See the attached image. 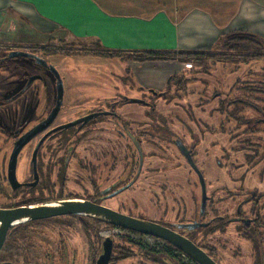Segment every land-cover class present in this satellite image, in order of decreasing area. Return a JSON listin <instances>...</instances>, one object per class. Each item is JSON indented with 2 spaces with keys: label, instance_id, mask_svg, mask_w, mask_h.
I'll return each instance as SVG.
<instances>
[{
  "label": "rangeland",
  "instance_id": "obj_1",
  "mask_svg": "<svg viewBox=\"0 0 264 264\" xmlns=\"http://www.w3.org/2000/svg\"><path fill=\"white\" fill-rule=\"evenodd\" d=\"M242 14L240 10L236 9L228 12L227 15L230 16L231 20L225 24L224 29H229V27L235 25L250 24L256 26L257 22H262L263 26L264 14L261 15L258 12V16L252 21H245ZM252 28L255 29V27ZM256 30L257 32H264L262 28ZM200 42H205L206 45L210 44L209 51L197 52L198 57H202L204 60H191L186 64L179 61L139 60L136 57L140 55L126 56L119 52H111V54L110 51H107V53L95 44L81 42L71 45L57 43L43 49L34 47L35 49L32 48L27 51H35L37 54L48 56L49 62L62 70L66 86H68L72 95L67 98V105H74L76 111L86 106L101 107L102 104L98 103L100 99L107 98L109 102H112L120 98L121 95L136 99L145 98L146 101L150 102L154 100L155 120L147 118L148 115H144V113H149L150 109L143 105L126 104L121 109L126 113H139L141 146L145 160L137 184L114 199L105 202L106 204L119 207V205L123 206V203H126L133 207L132 203L136 201V204L139 205L138 210L145 218L160 219L172 225L195 218L200 203V188L197 179L179 153L172 145H169L167 138L178 137L187 140L189 138L186 130L187 126L194 135L198 134V129L200 133L204 128L205 132L208 130L211 133L213 127H216V137L208 134L202 136L203 145L201 148L199 147L201 151L198 152L197 158H195V164L204 177L208 197L203 221L211 222L218 216L225 223L220 225V229H216V222H213L210 227L196 230L193 233L185 234V236L208 252L214 258V261H217V264H252L254 255L259 256L260 254L259 246L254 243L256 248L254 250L252 242L248 240V232L243 230L239 224L229 223L227 225L226 222L235 215L237 204L242 199L234 197L235 195L238 196L236 193L245 192L255 187L260 191L264 189V185L254 183L255 180L252 176L245 183L242 180V177L247 174L246 171L252 170L249 161L246 162L244 159L248 153L245 140L260 143V157L263 156L262 153L264 152V125L254 127L253 122L249 125L245 123L249 119L255 121L260 118V115L253 109L254 107L262 109L264 112V94L258 91L262 88H258L259 85H257V82L264 81V60L245 64L233 63L232 56L234 54L232 55L229 47L225 48L224 46H220L219 53H216V58H219L221 63H216L211 59L205 60L216 51V43H213L212 37L210 38L208 34H204ZM224 60H228L230 63L225 64ZM5 66L6 64H1L0 69L5 70ZM188 70H194V79L210 82V88L215 86L214 81H216V94L220 90H229L230 87H233L231 85L234 81H238L236 85L234 84L236 88L250 86L254 84L253 82H255L256 88L252 91L251 87L247 91H233L229 97L222 95L217 98L216 117L212 112L214 103L207 98L213 93L209 91L204 95L199 83H189L188 91L203 94L204 98H200V100L198 97L193 96L191 100L188 99L189 102H185L183 99L184 92H176L174 88L172 93L174 99L170 97L151 99L149 97V91L154 93L165 92L169 82H172L173 86L174 82L180 80ZM173 76L175 77L173 78ZM240 98L244 99L249 105L246 107L224 105L227 107V112L220 113L217 111L221 100H225L227 103L232 99ZM188 103L192 105L189 106L192 107L189 110L194 113L189 120L184 113ZM102 109L109 110L105 105ZM228 113L229 116L227 117ZM198 121L201 122L202 126L198 125ZM202 121L205 122V125L202 124ZM149 122L150 124L153 123L151 128L155 129V136L152 135V132L150 133ZM249 129L258 130L252 131ZM236 134L240 136L237 140L235 139ZM91 137L93 142L89 141L90 138L88 137L77 149V166L78 163L84 164L86 161L87 145L92 143V151L100 154V148H103L109 140L108 143L111 144L113 150H108V167L115 164L114 173L111 174L112 179L108 183L110 185L111 181L117 178L122 169L126 167L128 163L126 158L129 152L126 151V147L123 150H118L116 147L118 142H116L115 136L111 134L102 132L92 134ZM196 138L197 136H195ZM214 141H216L215 147L213 146ZM261 170L262 168L258 169L253 175H260ZM78 173L75 178L71 176L68 191L82 196L85 195L87 189L90 190V187L86 181H80V177H84V174ZM138 210L131 208V211L136 213ZM43 224L46 235L48 233L54 234V238H47L50 241L52 239L57 240L55 233H57V230L60 231L68 246L75 249L77 264H90L84 226L91 234H98L100 239L110 237L115 245H122L125 239H130L153 245L152 247L155 250L166 247L162 241L149 240L145 237L121 232L118 229L104 227L87 218L50 220L43 222ZM61 224L64 226H61ZM20 232L21 229L17 231V233ZM259 233L261 234V232ZM13 239V235L9 236L2 255H17L12 251L9 253V242ZM137 260L138 258L134 261ZM182 263L192 264L186 260H183ZM17 264H20V262H17Z\"/></svg>",
  "mask_w": 264,
  "mask_h": 264
},
{
  "label": "flooded vegetation",
  "instance_id": "obj_2",
  "mask_svg": "<svg viewBox=\"0 0 264 264\" xmlns=\"http://www.w3.org/2000/svg\"><path fill=\"white\" fill-rule=\"evenodd\" d=\"M11 52H22L25 55L12 58L9 57ZM1 64H6V69H0V210L37 208L45 205H55L62 201L89 202L132 218L153 222L169 228L190 241L192 240L185 234L208 228L213 222H216V229H220V225L225 223L218 216L211 222L203 221L206 214L205 206L208 201L206 185V197L202 209V189L199 178L188 163V158H191L195 164V158H197L198 152L201 151L199 147L201 148L203 145L202 136L208 134L216 137V127H213L211 133L208 130L205 132V128L200 133L198 129V134L194 135L187 126L186 130L188 131L189 140H186V138L183 140V138L180 139L178 137L167 138L169 145H172L179 153L197 179L200 188V203L195 213V218L174 225L167 224L163 220L156 218L148 219L138 210L139 205L136 204V201H133V207L126 203H123V206L114 207L105 202L114 199L137 184L145 160L141 146L139 113H126L121 111V109L126 104L143 105L150 109L149 113H144V115H148L147 118L155 120L154 100L150 102L146 101L145 98L136 99L121 95L120 98L112 102H109L107 98L100 99L98 103L105 105L109 110H103L101 105V107L96 108L86 106L76 111L74 105H67V98L72 95L70 89L66 86L62 70H59L55 64L50 63L48 56L37 54L35 51L0 49ZM193 71L188 70L180 81L174 82L173 86L169 82L166 91L160 94H165L166 97L174 99L175 97L172 95L174 88L176 92H184L183 99L185 102H189L193 96L198 97L200 100V98H204V95L211 91L213 94L210 97L207 96V98L214 103L212 112L216 117V99L222 95L229 97L233 91L236 92L234 89L238 81H234L233 85H231L233 87H230L229 90H220L216 94V81H214L215 86L210 88V82L207 80L194 79L195 74ZM192 82L199 83L204 95L188 91V84ZM149 93L151 99L157 97V93L152 91H149ZM130 100L139 102L132 103ZM233 100L235 101V99ZM189 106L192 105L188 103L187 109H192ZM196 108L198 109L199 107ZM187 109L184 113L189 120L194 113ZM255 111L260 115V118L255 121L249 119L245 123L249 125L253 122L254 127L256 125H264V112L256 107ZM152 124L149 122L150 133L152 132V135L155 136V129L151 128ZM202 124L205 125V122L202 121ZM198 125L202 126L201 122L198 121ZM254 130L257 131L258 129H253L252 131ZM102 132L115 136V140L118 142L116 145L118 150H123L126 147V151L129 152L126 158L128 162L126 167L122 169L117 178L111 181L110 185L108 183L112 179L111 174L114 173L115 164L108 167V150H113V147L110 146L111 144L108 143L109 140L103 148H100V154L92 151V143L87 145L85 163H78L77 166L76 161V152L82 142L88 137L90 138L89 141L93 142L92 134ZM195 136H197L196 139ZM239 138V135L235 137L236 140ZM245 143L248 153L244 159L246 162L249 161L248 163L249 166L251 165L252 170L246 171L247 174L242 177L243 183L249 181L252 176L255 180L254 183L263 186L264 152L262 153L263 156L260 157V143L247 139ZM213 146H216V141L213 142ZM260 168H262L260 175H253ZM77 173L84 174V177H80V181H86L90 187V190L87 189L85 195L82 196L68 191L71 176L75 178ZM236 194L238 196L235 195L234 197L242 199L237 204L235 215L229 218L226 223L227 225L229 223L239 224L243 230L248 232V240L252 242L253 249L256 250L254 243L260 249L259 256L254 255L252 264H264V189L260 191L255 187ZM246 207L248 208L246 209ZM131 208L138 210L137 213L131 211ZM78 217L87 218L98 223V225L118 229L121 232H127L138 237H149L121 229L106 221L80 214L22 221L10 225L7 229L0 247V264H17V262H20V264H77L75 249H71L68 246L67 241L63 239L62 234L57 229V233H55L57 240H48L47 238H54V234H45L43 222L50 220L61 221ZM181 225H189L193 229H179ZM61 226L64 225L61 224ZM19 229H21V232L17 233ZM84 231L86 234L87 253L90 258L89 262L90 264H96L99 256L103 253L105 238L100 239L98 234H91L86 226H84ZM12 235L14 239L9 242V253L12 251L17 253V255H8V257L6 254L2 255V251L8 242L9 236ZM111 240L112 248L108 264L182 263L168 256H163L164 254L160 251H163L162 249L164 248L155 250L152 247L153 245L130 239H125L122 245H115L113 239ZM159 241L161 242L162 240ZM162 242L167 247L175 249L168 243ZM192 242L200 247L194 241ZM200 248L214 260L208 252L202 247ZM158 252H160L159 256L155 254ZM137 258L138 260L135 262L134 260ZM187 258L192 261L189 257ZM192 262L195 263L194 261Z\"/></svg>",
  "mask_w": 264,
  "mask_h": 264
},
{
  "label": "crops",
  "instance_id": "obj_3",
  "mask_svg": "<svg viewBox=\"0 0 264 264\" xmlns=\"http://www.w3.org/2000/svg\"><path fill=\"white\" fill-rule=\"evenodd\" d=\"M234 9L252 21L264 0H0V49L81 42L130 56L209 51L204 34L213 43L232 33L264 41L262 22L224 29Z\"/></svg>",
  "mask_w": 264,
  "mask_h": 264
},
{
  "label": "water",
  "instance_id": "obj_4",
  "mask_svg": "<svg viewBox=\"0 0 264 264\" xmlns=\"http://www.w3.org/2000/svg\"><path fill=\"white\" fill-rule=\"evenodd\" d=\"M24 55L25 54L22 52H11L9 57L15 58ZM130 101L132 103L139 102L137 100ZM188 163L199 178L202 189L201 208L203 209L206 197L204 178L191 158H188ZM73 214L97 218L121 229L162 240L189 257L196 264H217L200 247L196 246L192 241L169 228L153 222L132 218L114 212L110 209L93 205L89 202L81 201H62L56 203L55 205H45L37 208L0 210V247L6 235L7 229L12 224L22 221H33ZM179 229L191 230L193 227L189 225H181L179 226ZM111 248L112 240L110 238H105L103 242V253L99 256L96 264H108L111 256Z\"/></svg>",
  "mask_w": 264,
  "mask_h": 264
},
{
  "label": "trees",
  "instance_id": "obj_5",
  "mask_svg": "<svg viewBox=\"0 0 264 264\" xmlns=\"http://www.w3.org/2000/svg\"><path fill=\"white\" fill-rule=\"evenodd\" d=\"M220 46H224L225 48L229 47V50L232 53V55L234 54V56H232L233 57L232 62L236 64H245V63H250L253 61L264 60V41H262L259 37L255 35L245 34V33H232L229 35H223L218 39L216 43V51H214V54H210L207 58H205V60L211 59V60H214V62L216 61V63H221V60L219 58H216V53H219L218 49ZM99 48L103 50L101 47ZM178 53H174V52L173 54H171V52L170 53H148V54H142L140 56H137L136 58H138L139 60L149 59V60L179 61L185 64L191 60H196V61L204 60L202 57L201 58L198 57L197 52H178ZM223 62L226 64L229 61L224 60ZM171 83L172 82H170V84ZM253 83L254 84L250 86H243V87L240 86L238 88H235L234 90L235 91H241V90L247 91L250 87L252 88L251 91L255 90L256 85H255V82ZM257 85H259L258 88H262L261 90L258 89V91L261 94H264V81L257 82ZM157 97L166 98L165 94H160V93H157ZM224 101L225 100H221V102L219 103L220 107L217 109V111L220 113L227 112L226 110L227 107L224 105L235 106V107L236 106L246 107L247 105H249V103L244 101V99L242 98L235 99V101L232 99L230 101H227V103L226 101L225 102ZM253 109L255 110V107ZM228 116H229V113L227 117ZM162 250L163 251H160V252L164 254L163 256H168L172 259L178 260V262H182L183 259L181 257V253H179L176 249H172L166 246ZM160 252L155 253V254L159 256ZM188 262L195 264L190 260H188Z\"/></svg>",
  "mask_w": 264,
  "mask_h": 264
},
{
  "label": "built area",
  "instance_id": "obj_6",
  "mask_svg": "<svg viewBox=\"0 0 264 264\" xmlns=\"http://www.w3.org/2000/svg\"><path fill=\"white\" fill-rule=\"evenodd\" d=\"M0 30H1V28H0ZM145 238H148L149 240H154V239L151 238V237H145ZM150 238H151V239H150ZM181 257H182L183 260H186V261L188 262L189 259H188L184 254L181 253Z\"/></svg>",
  "mask_w": 264,
  "mask_h": 264
}]
</instances>
